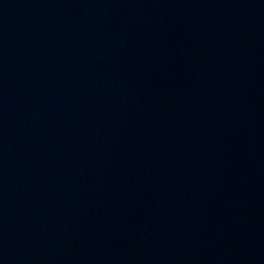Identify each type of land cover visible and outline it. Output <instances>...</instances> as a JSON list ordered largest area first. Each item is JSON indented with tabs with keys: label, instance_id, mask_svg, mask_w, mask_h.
<instances>
[{
	"label": "water",
	"instance_id": "1",
	"mask_svg": "<svg viewBox=\"0 0 264 264\" xmlns=\"http://www.w3.org/2000/svg\"><path fill=\"white\" fill-rule=\"evenodd\" d=\"M0 264H264V0H0Z\"/></svg>",
	"mask_w": 264,
	"mask_h": 264
}]
</instances>
